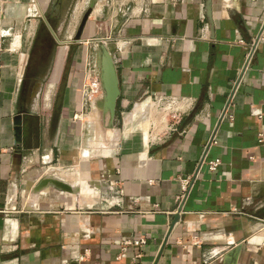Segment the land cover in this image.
<instances>
[{
    "label": "crops",
    "instance_id": "obj_1",
    "mask_svg": "<svg viewBox=\"0 0 264 264\" xmlns=\"http://www.w3.org/2000/svg\"><path fill=\"white\" fill-rule=\"evenodd\" d=\"M88 1L76 49L39 74L47 6L0 19V264H264V0H213L211 19L207 0ZM94 43L119 78L112 143L83 93ZM158 98L177 131H159ZM52 177L71 191L40 187Z\"/></svg>",
    "mask_w": 264,
    "mask_h": 264
},
{
    "label": "rangeland",
    "instance_id": "obj_2",
    "mask_svg": "<svg viewBox=\"0 0 264 264\" xmlns=\"http://www.w3.org/2000/svg\"><path fill=\"white\" fill-rule=\"evenodd\" d=\"M20 0H0V19L2 16L6 14V9L9 7H12L16 3H19ZM35 1V2H34ZM39 1H42L47 8L50 6L51 0H33L30 2V0H21V4H28L30 3H38ZM71 4H68L66 12H63L62 17L63 21L61 26L56 31H53L50 26L49 31L47 27H44L43 30L45 31V35L43 36L41 40V44L36 48L35 51V60L34 62L37 63L38 61H41V59H45L49 51L52 52V59L50 62V65L53 64L57 65V62L61 57L64 56L66 52L76 49L77 45H73L74 42V36L76 33V30L78 28V25L80 23V20L86 10V8L89 5L88 0H73L71 1ZM27 6V5H26ZM46 12V11H45ZM44 20L47 18V13L43 14ZM39 20L38 28L43 25V21L40 22L41 18H36V20ZM46 22V21H45ZM48 25V24H47ZM100 44L94 43L90 47V51L93 53L92 57L89 61H92L91 59H94L97 61V57L99 55L100 51ZM32 48V47H31ZM161 119V118H160ZM159 119V120H160ZM109 121V117H105V121H101L99 126H95L94 130V143H97V141H100L101 143H106V141L113 142L111 138H118L119 137V126L113 125V126H107ZM147 130L149 129V124L145 127ZM160 130V129H159ZM105 132H108L109 134V140L108 138L104 137ZM103 136V137H102ZM59 175L64 176V172H59ZM68 175V174H66ZM69 176V175H68Z\"/></svg>",
    "mask_w": 264,
    "mask_h": 264
},
{
    "label": "water",
    "instance_id": "obj_3",
    "mask_svg": "<svg viewBox=\"0 0 264 264\" xmlns=\"http://www.w3.org/2000/svg\"><path fill=\"white\" fill-rule=\"evenodd\" d=\"M71 0H51L49 6V15L50 18H55L59 13H63L66 11L68 4H70ZM212 7H213V0H207L206 2V12L209 19L212 18ZM93 11V3L89 4L86 8L78 28L76 30L74 41H80L82 38V34L85 30L86 24L88 22V18ZM49 19L47 22L49 23ZM99 65H100V72H101V82L104 90V96L101 101V107L103 111L109 115L110 118V125L113 124L116 112H117V104L118 99L120 97V88H119V78L117 73V67L114 61V57L108 47L104 44L100 45L99 51ZM47 183L53 184L55 187L71 191V188L68 184L62 182L58 178H46L40 187L45 186ZM239 247H237L230 255L236 254L239 251Z\"/></svg>",
    "mask_w": 264,
    "mask_h": 264
},
{
    "label": "built area",
    "instance_id": "obj_4",
    "mask_svg": "<svg viewBox=\"0 0 264 264\" xmlns=\"http://www.w3.org/2000/svg\"><path fill=\"white\" fill-rule=\"evenodd\" d=\"M86 82L83 87V93L89 102L98 101L99 99H103L104 90L101 82V72L99 59L98 61H89L86 67ZM160 106H162L163 116L160 119L158 124L160 132H172L177 131V126L181 121V115L178 114L177 110L174 111L172 107V103L167 101V99L158 98L157 99ZM171 103V104H168ZM169 114V115H168ZM168 117V118H167ZM258 140L259 142H264V127H261L258 131ZM221 164V160L219 158L211 159L208 161V168L210 171H216ZM192 177L184 176L179 179L181 184L182 194L180 198L182 199L186 193L189 191V187L191 184ZM146 244V240L141 238L139 240H126L123 242V250H126L129 246H140Z\"/></svg>",
    "mask_w": 264,
    "mask_h": 264
},
{
    "label": "flooded vegetation",
    "instance_id": "obj_5",
    "mask_svg": "<svg viewBox=\"0 0 264 264\" xmlns=\"http://www.w3.org/2000/svg\"><path fill=\"white\" fill-rule=\"evenodd\" d=\"M46 13H47V18L44 20V17L42 16V18L40 19V22L43 21V25H41L39 28H37L36 37L33 41V45H32L31 52H30V65H31L30 71L32 73H38L39 74V73L43 72L46 68H48L50 66V62L52 59V52L53 51H49V53L47 54L45 59H41V61H38L37 63L34 62L36 48L41 44V40H42L43 36L45 35V33H44L45 31L43 30V28L50 26V28L53 31H56L59 28V26H61L62 21L64 20L62 17L63 13L62 14L59 13L57 16H55V18H50L49 7L46 9L45 14ZM48 19L50 20L49 23L47 22ZM48 27H47V29L49 31Z\"/></svg>",
    "mask_w": 264,
    "mask_h": 264
}]
</instances>
